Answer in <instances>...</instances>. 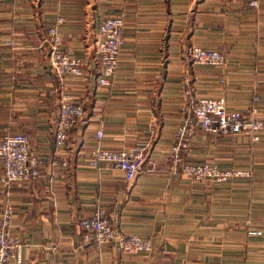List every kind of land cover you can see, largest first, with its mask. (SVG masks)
<instances>
[{
    "label": "crops",
    "instance_id": "crops-1",
    "mask_svg": "<svg viewBox=\"0 0 264 264\" xmlns=\"http://www.w3.org/2000/svg\"><path fill=\"white\" fill-rule=\"evenodd\" d=\"M258 1L0 0V139L24 131L43 159L37 181L10 188V228L24 244L20 261L8 264H264V129L253 140L190 125L180 149L185 161L243 171L221 182L180 174L169 152L197 97L222 96L231 108L253 105L264 116V0ZM59 14L63 47L83 59V75L59 77L50 67L45 28ZM119 14L115 74L110 84H98L99 26ZM190 45L220 49L224 62H194ZM62 90L82 95L85 113L59 147L54 124ZM142 142L154 169L132 179L111 163L89 164L98 144ZM5 197L0 183V207ZM96 206L122 231L150 237L152 248L83 243L79 220Z\"/></svg>",
    "mask_w": 264,
    "mask_h": 264
},
{
    "label": "built area",
    "instance_id": "built-area-1",
    "mask_svg": "<svg viewBox=\"0 0 264 264\" xmlns=\"http://www.w3.org/2000/svg\"><path fill=\"white\" fill-rule=\"evenodd\" d=\"M258 0H248V4L258 6ZM64 16L59 14L53 23L45 28L44 47L52 71L59 77L65 75H83V59L71 54L63 47L60 33ZM123 16H106L99 26L97 43V83L110 84L117 67L122 43ZM188 54L197 63L219 66L224 62L222 50L212 47L190 45ZM84 98L62 90L55 117V143L63 146L71 129L84 117ZM198 125L213 134L243 133L253 140L258 139L257 132L264 129V116L255 106L247 110L231 108L222 96H201L195 98L193 105L183 114L174 130V142L169 152L174 161V169L180 174L195 180L211 179L221 182L231 176L243 174L238 169H220L209 161L187 162L180 153L186 146L190 125ZM152 130V129H151ZM103 135L102 129L96 131L97 138ZM148 142H142L131 148H109L96 145L90 151L89 164L100 167L104 162L120 168L126 179H132L141 170H153L154 165L147 158ZM0 161L2 173L0 183L5 187V199L0 207V264H8L10 258H21L23 241L19 234L11 231L13 209L9 198L10 188L15 183L35 182L40 176L43 159L31 146L28 134L24 131L5 133L0 139ZM57 161V159H56ZM67 164V159L60 161ZM83 243L104 244L115 242L124 252L148 251L152 248L150 237L136 232H125L112 224L104 210L96 206L92 213L79 220ZM260 233L261 230H251Z\"/></svg>",
    "mask_w": 264,
    "mask_h": 264
}]
</instances>
